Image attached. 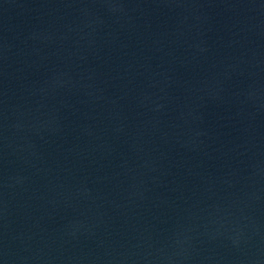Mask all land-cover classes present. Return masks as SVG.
<instances>
[{
	"label": "water",
	"instance_id": "1",
	"mask_svg": "<svg viewBox=\"0 0 264 264\" xmlns=\"http://www.w3.org/2000/svg\"><path fill=\"white\" fill-rule=\"evenodd\" d=\"M0 264H264V0H0Z\"/></svg>",
	"mask_w": 264,
	"mask_h": 264
}]
</instances>
